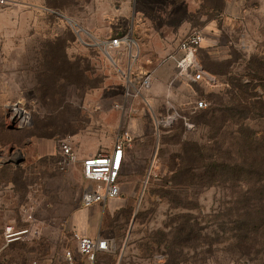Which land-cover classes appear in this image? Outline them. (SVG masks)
Returning <instances> with one entry per match:
<instances>
[{"label":"rangeland","instance_id":"obj_1","mask_svg":"<svg viewBox=\"0 0 264 264\" xmlns=\"http://www.w3.org/2000/svg\"><path fill=\"white\" fill-rule=\"evenodd\" d=\"M224 2L222 9L219 0L0 6V264H60L65 250L77 264H90L75 234L110 241L111 252L93 264H264V256L257 261L239 251L234 239L245 220L239 199L258 196V186L214 179L196 159L222 150L230 165L242 131L264 137L261 113L217 131L205 123L228 100L231 83H248L246 65L264 51V0ZM193 31L204 35L199 60L212 79L175 97L171 88L152 95V87L136 96L140 73L166 66ZM116 37L128 43L111 48ZM200 101L208 108L199 112ZM17 104L29 116L24 126L11 119ZM244 118L252 119L249 128ZM126 131L133 141L121 196L84 208L83 192L94 183L83 177L80 160L110 152ZM61 143L72 147L75 164L61 165ZM25 230L31 231L9 238Z\"/></svg>","mask_w":264,"mask_h":264},{"label":"trees","instance_id":"obj_2","mask_svg":"<svg viewBox=\"0 0 264 264\" xmlns=\"http://www.w3.org/2000/svg\"><path fill=\"white\" fill-rule=\"evenodd\" d=\"M212 1L215 2L216 0ZM219 1L222 9L225 0ZM246 66L244 78L249 79L248 83L244 84L241 80L231 83L232 91L227 92L228 100L221 99L222 101L218 104L219 107L215 108L211 117L205 121L213 129L222 128L237 117L243 119L247 114L258 117L256 113H261L259 118L264 119V51L262 55L252 56ZM207 71L220 74L210 68H207ZM251 120L249 118L242 120L246 128H249ZM249 131L248 135H244L243 131V135H239L237 140L240 145L237 146L236 152L232 155L233 159L230 165L225 163V153L222 150L217 151L219 156L217 158L215 156L214 158L204 157L201 153H197L196 159H199L211 171V177L214 179L224 181L225 178L229 177L240 186H258L255 188L257 189L255 194L258 193V196L239 199L238 204L242 205L239 209L243 211L245 220L242 218L238 220L237 231L239 236L234 239L239 251L247 249L251 255H256V260L259 261L264 256V238L258 235L261 229L264 231V137L260 138L256 131ZM245 225L248 227L245 228L246 230L241 228ZM103 254L109 253H98L96 259Z\"/></svg>","mask_w":264,"mask_h":264},{"label":"built area","instance_id":"obj_3","mask_svg":"<svg viewBox=\"0 0 264 264\" xmlns=\"http://www.w3.org/2000/svg\"><path fill=\"white\" fill-rule=\"evenodd\" d=\"M9 0H0V6L7 5ZM204 40V35L201 31H193L186 36L179 44L177 54L174 56L176 59L177 76L183 80L198 84L208 79H212L202 67L199 60V50ZM123 43H128L127 38L116 37L108 45L111 48L118 49ZM130 84L131 82L128 81ZM133 86V84H132ZM151 86L150 74L144 75L138 82L135 88L136 96H141L144 90L149 89ZM131 96V94H129ZM129 97V96H128ZM119 110H123V105L115 106ZM208 104L200 101L196 104L195 110H205ZM12 117L15 125L24 126L29 123V116H27L23 109L17 104L11 107ZM171 123V118L167 119ZM187 127L189 124L187 122ZM133 141V136L130 132L126 131L119 134L116 138L111 152L101 154L94 157H89L82 161L81 171L83 177L94 186H90L83 192L82 206L90 208L96 204H106L110 200L117 199L122 194L120 185V176L124 166L125 158L128 149ZM63 167L77 162V158L73 152L72 147L67 143L60 145ZM31 230H25L18 234L9 233V238L14 239L22 235L29 234ZM18 239V238H17ZM15 239V241L17 240ZM77 242L78 253L85 257L86 260L93 264L98 253L111 252L110 241L106 238L97 237L91 238L81 234H75ZM60 264H77L75 255L71 250H65L59 257Z\"/></svg>","mask_w":264,"mask_h":264},{"label":"crops","instance_id":"obj_4","mask_svg":"<svg viewBox=\"0 0 264 264\" xmlns=\"http://www.w3.org/2000/svg\"><path fill=\"white\" fill-rule=\"evenodd\" d=\"M45 10L52 13V14H56V11H52L55 9L51 10V8L46 7ZM177 50H178V48L169 56L170 62L166 66L160 67L156 71L140 73L143 75H141L139 77L138 82L141 80V78L144 75L150 74V76H151V86L150 87H152V89H151L152 95L156 94L153 92L156 89L171 88L172 95L175 97L174 93L176 91L181 90V89H187V88L191 89L192 85H194L191 82H188L186 80L178 78V76H177L176 59H174L175 55H177L176 57L179 56V54H177ZM148 58L151 60V58L149 56H148ZM175 71H176V73H175ZM150 100H155V99H154V97H152V99H150ZM83 160H85V159L80 160L81 163ZM128 162L130 163L131 161H130V158H128V156L126 154L124 165H126ZM116 200H118V199H113V200H110L109 202L116 201ZM88 237H90V236H88ZM91 238H97V237H91Z\"/></svg>","mask_w":264,"mask_h":264},{"label":"water","instance_id":"obj_5","mask_svg":"<svg viewBox=\"0 0 264 264\" xmlns=\"http://www.w3.org/2000/svg\"><path fill=\"white\" fill-rule=\"evenodd\" d=\"M22 162V160L21 161H18L16 164H20Z\"/></svg>","mask_w":264,"mask_h":264},{"label":"bare ground","instance_id":"obj_6","mask_svg":"<svg viewBox=\"0 0 264 264\" xmlns=\"http://www.w3.org/2000/svg\"><path fill=\"white\" fill-rule=\"evenodd\" d=\"M18 235H20V234H18Z\"/></svg>","mask_w":264,"mask_h":264}]
</instances>
